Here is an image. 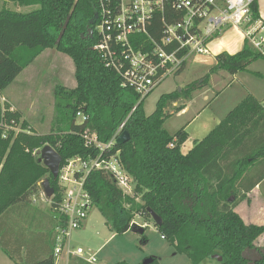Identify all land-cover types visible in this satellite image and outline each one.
<instances>
[{"label":"trees","instance_id":"obj_1","mask_svg":"<svg viewBox=\"0 0 264 264\" xmlns=\"http://www.w3.org/2000/svg\"><path fill=\"white\" fill-rule=\"evenodd\" d=\"M10 1L35 8L25 13L0 9V97L46 49H55L71 58L75 86L56 84L53 91L54 109L65 110L67 128L50 127L47 133L39 134L22 121V130L16 134L8 131L5 138L0 128L2 251L15 264H56V229L65 224L64 216L56 211L60 198L58 177L53 178L32 151L50 145L61 156L60 166L73 157H95L100 151L96 146H86L81 133L89 130L99 142L106 143L126 119L123 130L128 132L129 140L115 144L107 154L118 152L121 166L132 179L133 195L123 193L102 171H91L85 180V189L105 224L117 235L134 232L138 229L135 216L152 218L153 212L160 218V223L154 225L161 236L179 254L186 255L189 264L205 263L215 255L221 258L219 264H264V248L255 246L264 233V225L246 223L234 210L247 199V191L264 177L241 192L246 171L264 159V104L246 95L186 153L181 149L187 139L184 127L170 134L163 126L168 107L179 99H190L195 90L208 84L211 74L218 70L235 74L245 70L251 61L264 58L249 40L245 38L241 50L234 54L216 55V64L199 81L160 95L153 112L146 115L144 99L139 101L133 89L122 87L121 77L105 67L93 49L97 40V0ZM257 19L254 1L247 25ZM153 22L155 28L149 32L158 38L161 15L155 16ZM88 28H92V36L87 33ZM78 112L86 119L76 123ZM6 117L19 121L20 113L8 112ZM44 179L54 190V214L49 232L41 234L47 224L46 215L34 206L31 197L42 188ZM28 231L35 233V240H27ZM251 249L256 251L252 258L245 255ZM70 261L90 264L76 256ZM147 264L157 261L152 258Z\"/></svg>","mask_w":264,"mask_h":264},{"label":"built area","instance_id":"obj_2","mask_svg":"<svg viewBox=\"0 0 264 264\" xmlns=\"http://www.w3.org/2000/svg\"><path fill=\"white\" fill-rule=\"evenodd\" d=\"M255 0H97L99 13L94 32L97 40L93 49L105 67L121 77V86L133 89L139 101L150 94L163 80L177 74L195 56L209 52V41L224 27H243L250 20V5ZM161 15V35H150L154 18ZM250 44L264 56V24L246 30ZM0 97V128L3 138L8 131H21V123L8 119L6 113L15 112ZM134 109V108H133ZM80 121L86 118L77 113ZM126 119L117 127L106 143L97 135L84 130L81 137L86 146H96L100 153L92 158L68 159L58 169L59 200L56 211L64 216V226L57 228L53 251L55 263L63 250L66 256H76L96 264L93 251L78 247L71 251L69 244L74 230L81 228L93 206L85 189V180L91 171L108 174L125 194L133 195L131 177L118 159V152L110 153L116 137L123 131ZM172 146V144H170ZM40 149V148H38ZM38 149L32 154L37 155ZM54 194L48 197L41 188L31 197L32 202L51 206ZM163 238V236H161Z\"/></svg>","mask_w":264,"mask_h":264},{"label":"rangeland","instance_id":"obj_3","mask_svg":"<svg viewBox=\"0 0 264 264\" xmlns=\"http://www.w3.org/2000/svg\"><path fill=\"white\" fill-rule=\"evenodd\" d=\"M1 8L25 13L34 9L35 6H20L10 0H0ZM225 29L226 27L222 31ZM207 68L205 65L188 62V66L179 76L177 74L168 76L144 98L142 106L145 114L149 115L153 112L160 95L178 90L192 81H199L207 73ZM222 72L221 75L213 76L211 80L212 87L209 85L208 88L197 90L192 95L196 99L191 102L190 111L186 115H177V112L180 111L177 110L179 106L168 107L169 115L166 117L163 126L171 134L182 128L193 118L185 128L189 132V136L181 147L183 153L192 148L193 140L204 137L224 117L227 111L237 105V90L240 87L237 82V72L235 75L226 71ZM250 79L251 84L255 85V82H258L264 89V80L257 76H252ZM56 84H61L66 88L75 86L73 62L68 55L55 49H46L17 75L12 83L3 90L2 96L8 105L15 106V108L13 107L15 111L16 108L18 109L21 114L19 123L22 122L23 116L24 121L35 132L47 133L50 127L53 130L57 127H68V122L64 116L65 110L61 109V111L56 112L54 109L53 91ZM203 93H206V98H204ZM259 97V100L263 101L262 94H259ZM181 107L183 109V105ZM75 122L79 123L80 117H77ZM248 174L249 172H246V175ZM258 192L260 194L257 195V198L264 200V182L259 186ZM251 200H253L252 196L241 203V206L239 204L236 211L244 221L264 225V207L254 208ZM34 204L40 207L43 203L36 202ZM45 208L47 210L48 208L52 209L49 204H46ZM87 219L89 224L86 232L78 231V229L72 232L69 244L71 251L76 250L78 247L87 251L89 247H92L93 242L102 241L104 243L109 238V229L105 225L103 216L95 206H92L89 210ZM134 224L143 228V233L127 231L124 234L109 238L102 251H100L102 253H98L97 256L104 255L102 264H114L118 261H125L128 264H144L152 258L156 259L157 264H189L186 255L179 254L167 239L161 237V233L154 225L153 218L138 215L134 218ZM87 232L92 234L94 238L86 240L85 235ZM34 236L33 231H28L27 239L29 241L35 240ZM255 246L256 248H264V233L255 241ZM94 249L91 251L95 252ZM252 252H256L255 249L246 250L245 255L252 258L254 256ZM70 259L68 258L66 261L62 258L58 259L57 264H72ZM218 262L217 258L213 257L202 264H219ZM0 264H14L1 248Z\"/></svg>","mask_w":264,"mask_h":264},{"label":"crops","instance_id":"obj_4","mask_svg":"<svg viewBox=\"0 0 264 264\" xmlns=\"http://www.w3.org/2000/svg\"><path fill=\"white\" fill-rule=\"evenodd\" d=\"M256 4H257V11H258V19L250 26H248L247 24L243 27H226L225 30L221 31L220 33H218V35L214 38H212L209 43H208V48H209V52L206 54V55H201V56H195V57H192L188 62H194L196 65L197 64H201V65H205L207 66V72L209 71V69L214 66L216 64V59H215V56L222 53V52H225V53H228V54H234L236 52H238L239 50H241L242 46H243V43L245 41V38H246V30L250 29V28H258L260 24H264V0H255ZM262 60H253L249 63V65L247 66V68L245 70H241V71H238L237 72V82H238V85L240 86L239 89L237 90V104L248 94L252 95L254 98H258L257 100L259 102H261L262 104H264V89L262 88L263 86L258 83V82H255V85L251 84V79L250 77L252 76H257L259 78H261V80H264V58H261ZM188 62L186 63V65L184 66V68L182 70H180L178 73H177V76H179L185 69L186 67L188 66ZM255 68V69H254ZM224 70H218L216 71L215 73L211 74L210 75V78H209V82L206 86L202 87L201 89H205V88H208V86L210 85L211 86V80L213 79V76L214 75H221L223 74ZM220 73V74H218ZM206 74V73H205ZM204 74V75H205ZM236 74V73H235ZM234 74V75H235ZM252 75V76H251ZM249 82V83H248ZM212 87V86H211ZM181 88V87H180ZM201 89H198V90H201ZM197 90H195L192 94H191V97L190 99L188 100H185V99H179L178 101L172 103V107H177V106H182L183 105V109H181L179 112H177V115L178 116H183V115H186L190 109V105H191V102L196 99L195 97L193 98L192 95L196 92ZM259 94H262V99L263 101H260L259 100ZM204 95V98H206V93H203ZM13 106V105H11ZM15 108V106H13ZM233 108V107H232ZM168 110V109H167ZM231 110V109H230ZM229 110V111H230ZM227 111L226 114L229 112ZM16 112H18V109L16 108ZM169 113V112H168ZM172 113V112H170ZM198 113V112H197ZM196 114V113H195ZM225 114V115H226ZM224 115V117H225ZM21 116V114H20ZM223 117V118H224ZM222 118V119H223ZM25 118H23L22 116V120L21 121H24ZM221 119V120H222ZM193 120L190 119L186 125H184V129L186 128L187 124ZM220 120V121H221ZM220 121H218L217 123H219ZM216 123V125H217ZM30 127V126H29ZM31 128V127H30ZM33 130V129H32ZM35 131V130H34ZM185 131L187 132V137L189 136V132L187 131V129H185ZM36 133H39L41 134L42 132H36ZM171 134V133H170ZM203 138V137H202ZM201 138V139H202ZM200 139H195L193 140V142H196ZM194 144V143H193ZM247 173L249 172L248 175H244V178L242 180V187L240 188L241 192L247 190V188L257 179L259 178L260 176L264 175V159L260 160V161H257L255 162L254 165H252L247 171ZM264 182V177L261 179V181H259L258 184H256L254 187H252L251 189H249L246 193V196H247V199L249 197H253V200L252 201V205L254 208H263L264 207V200H259L257 198V195H259L260 193L258 192V189H259V186L262 185ZM246 200H243L241 201L239 204L241 206V203L245 202ZM259 201V202H257ZM34 204V203H33ZM238 204V205H239ZM235 207V211L237 210V206ZM34 206L38 207L37 204H34ZM46 207V204H41L40 207H38L40 209V211L45 214V222L47 223L45 225V227H43L44 229H42V231L40 232L41 234L43 233H48L49 230H50V227H51V224H52V220H51V217L53 216L54 212L52 209H49L47 210ZM237 212V211H236ZM246 222V221H245ZM246 223H250V222H246ZM89 224V221L88 219L86 218L83 226L81 228L78 229V231H83V232H86L87 231V226ZM256 224V223H254ZM106 225V224H105ZM108 227V225H106ZM46 228V230H45ZM108 231H109V238L113 237V236H117V234L115 232H113L109 227H108ZM124 234V233H123ZM46 237V236H45ZM72 237V235H71ZM85 239H93L94 236L90 233H86L85 235ZM43 238V236H42ZM108 238V239H109ZM105 240L104 243L101 241V242H93V245H91L92 247H89V250H95L94 254L97 258V263L100 262L99 264H102L101 262L104 261V255H101V257H97L98 256V253H102L100 251H102L103 247H104V244L108 241ZM28 240V239H27ZM48 239L46 240V243H47ZM71 241V240H70ZM2 250V249H1ZM4 252V251H3ZM65 254V250L62 251L61 255H60V259H65L68 260V258H71L73 256H64ZM6 255V254H5ZM7 256V255H6ZM30 256V255H29ZM8 257V256H7ZM66 257V258H65ZM8 259L10 261H12L14 264L15 262L10 259L8 257ZM120 262V261H118ZM116 263V262H115ZM105 264V263H104Z\"/></svg>","mask_w":264,"mask_h":264},{"label":"water","instance_id":"obj_5","mask_svg":"<svg viewBox=\"0 0 264 264\" xmlns=\"http://www.w3.org/2000/svg\"><path fill=\"white\" fill-rule=\"evenodd\" d=\"M95 18H97V15H95ZM87 33H89L91 36L93 34V30L92 28H88L87 29ZM129 140V134L126 130H123L117 137H116V144H124L125 142H127ZM37 156H38V161L41 162L44 166H46L50 173L52 174L53 178L57 177L58 174V169L61 163V156L57 153V151L51 147L50 145L46 144L43 147H41L40 149L37 150L36 152ZM41 185H42V189L44 191V193L50 197L54 190L53 188L49 185V181L48 179H44L41 181ZM151 216L154 220V222H156L157 224L160 223V218L155 215L153 212L151 213ZM139 231L140 233L143 232V228L138 226V229L134 232ZM214 258L216 257L217 260L219 261L221 258L220 256H213ZM151 261L148 260L146 261L144 264H147Z\"/></svg>","mask_w":264,"mask_h":264},{"label":"bare ground","instance_id":"obj_6","mask_svg":"<svg viewBox=\"0 0 264 264\" xmlns=\"http://www.w3.org/2000/svg\"><path fill=\"white\" fill-rule=\"evenodd\" d=\"M216 256V255H215ZM66 258V257H65Z\"/></svg>","mask_w":264,"mask_h":264}]
</instances>
